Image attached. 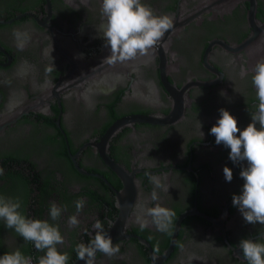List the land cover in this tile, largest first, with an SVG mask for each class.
<instances>
[{"label":"flooded vegetation","instance_id":"1","mask_svg":"<svg viewBox=\"0 0 264 264\" xmlns=\"http://www.w3.org/2000/svg\"><path fill=\"white\" fill-rule=\"evenodd\" d=\"M142 2L172 27L149 54L111 64L102 0H0V195L59 227L68 264L96 220L107 233L126 204L112 239L119 252H96L93 264H247L240 240L264 243V226L232 204L247 162L234 164L210 129L221 108L241 130L257 110L264 0ZM133 115L166 119L129 120L106 137ZM81 198L80 223L70 227ZM52 201L67 206L56 221ZM157 206L175 213L166 232L146 216ZM138 218L149 226L141 230ZM17 249L33 264L44 255L0 221V256Z\"/></svg>","mask_w":264,"mask_h":264},{"label":"clouds","instance_id":"2","mask_svg":"<svg viewBox=\"0 0 264 264\" xmlns=\"http://www.w3.org/2000/svg\"><path fill=\"white\" fill-rule=\"evenodd\" d=\"M100 11L106 20L101 25L102 37L110 48V55L104 61L111 64L132 61L138 55L149 54L173 24L170 16L156 14L142 0H102ZM242 74H246V70ZM252 84L256 89L258 104L255 106L257 110L251 114V123L241 130L237 119L221 108L220 118L210 129V134L215 136L216 145L223 144L230 149L229 159L234 164L247 162V166L240 171L244 182L241 193L232 196V204L238 208L246 223L264 226V62L255 65ZM221 95L225 93L221 92ZM3 174L4 169L0 167V175ZM223 174L227 182L232 181L231 168L225 166ZM86 203L83 198L75 202L76 214L68 218L70 227L79 225L78 216ZM21 208L19 198L0 195V221L24 241L31 242L37 251L44 253L39 264H68L69 254L60 252L57 247L64 243L59 227L48 220L28 218ZM66 210V205L62 207L52 201L49 216L53 221L59 220ZM174 215L173 211L160 206L146 212V216L151 217V223L162 232L168 230ZM138 224L143 230L149 226V220L138 218ZM93 229L95 235L91 242L79 243L75 248L79 260H84L85 264H93L96 252L108 257L119 252V246L114 245L112 237L104 231L99 219L94 223ZM238 245L247 264H264V243L245 238ZM0 264H33V261L32 257L25 256L17 249L0 256Z\"/></svg>","mask_w":264,"mask_h":264},{"label":"water","instance_id":"3","mask_svg":"<svg viewBox=\"0 0 264 264\" xmlns=\"http://www.w3.org/2000/svg\"><path fill=\"white\" fill-rule=\"evenodd\" d=\"M163 119H166V118H163V117H159V116H155V115H133V116H130L128 118H125V117H122L120 119H118L116 122H114L110 128L107 130L106 132V137H108L110 134L114 133L117 129H119L125 122H128L129 120H148V121H155V120H163ZM111 165L117 169L118 171H121V169L118 168L117 165L111 163ZM126 189V188H125ZM125 189L122 191L123 193H125ZM123 195V194H122ZM127 205V204H126ZM126 205H124V207L122 208L121 212H120V219L119 220H124V216H125V213H126ZM119 220H116L114 226L107 232L108 235H110L112 237V239L114 238V235H115V228L117 225H122V222H120ZM74 264H85V261L84 260H77Z\"/></svg>","mask_w":264,"mask_h":264},{"label":"trees","instance_id":"4","mask_svg":"<svg viewBox=\"0 0 264 264\" xmlns=\"http://www.w3.org/2000/svg\"><path fill=\"white\" fill-rule=\"evenodd\" d=\"M8 175H10V173Z\"/></svg>","mask_w":264,"mask_h":264}]
</instances>
